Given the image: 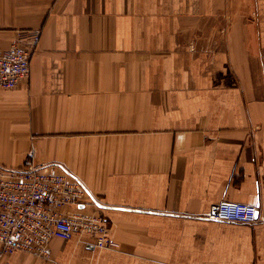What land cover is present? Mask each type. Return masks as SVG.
I'll return each mask as SVG.
<instances>
[{
	"label": "crops",
	"instance_id": "0c3cea01",
	"mask_svg": "<svg viewBox=\"0 0 264 264\" xmlns=\"http://www.w3.org/2000/svg\"><path fill=\"white\" fill-rule=\"evenodd\" d=\"M0 166L69 173L115 250L51 239L0 264H264V0H0ZM87 200L86 198L84 199ZM253 205L252 224L208 221Z\"/></svg>",
	"mask_w": 264,
	"mask_h": 264
},
{
	"label": "built area",
	"instance_id": "2783aa9c",
	"mask_svg": "<svg viewBox=\"0 0 264 264\" xmlns=\"http://www.w3.org/2000/svg\"><path fill=\"white\" fill-rule=\"evenodd\" d=\"M32 54L20 42L0 50V90L14 89L30 77ZM87 199L86 201L84 199ZM99 207L82 183L69 173H46L31 162L17 169L0 166V246L10 254L22 251L48 259L53 238L63 241L75 235L89 237L83 243L92 249L115 250L106 236V224L94 214L62 215L63 207ZM257 209L244 203L221 202L203 214L208 221L252 224Z\"/></svg>",
	"mask_w": 264,
	"mask_h": 264
}]
</instances>
